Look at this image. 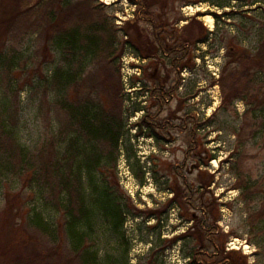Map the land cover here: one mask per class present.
Returning a JSON list of instances; mask_svg holds the SVG:
<instances>
[{
    "label": "rangeland",
    "instance_id": "obj_1",
    "mask_svg": "<svg viewBox=\"0 0 264 264\" xmlns=\"http://www.w3.org/2000/svg\"><path fill=\"white\" fill-rule=\"evenodd\" d=\"M94 2L105 5L100 13L114 30L113 53L74 58L82 62L83 86L68 87L66 97L54 83L57 69H67L65 59H73L53 45L62 15L50 23L40 6L12 21L8 31L0 25V52L21 59L0 78V109L7 97L5 116L17 127L19 142L60 153L80 130L64 99L72 104L89 97L98 112L111 114L119 104L123 135L115 148L96 139L104 160L97 173L127 215L120 229L104 210L98 215L90 243L99 263L221 264L226 257L230 264H264V71L258 62L237 72L242 65L235 61L259 54L264 44V0H154L155 25L138 23L137 6L129 0ZM10 3L0 0V21ZM67 12L76 18L89 10ZM194 15L208 38L188 47L187 65L179 71L173 55L152 50L153 41L158 35L176 42ZM80 39L86 50L100 48L98 34L85 32ZM224 71L230 79L223 87ZM7 180L0 189V214L20 221L32 194L15 177ZM7 224L0 248L12 236L20 244L27 241L30 249L22 247L18 255L26 264L36 235L22 226L15 238ZM60 239L69 262L74 255L68 239Z\"/></svg>",
    "mask_w": 264,
    "mask_h": 264
},
{
    "label": "trees",
    "instance_id": "obj_2",
    "mask_svg": "<svg viewBox=\"0 0 264 264\" xmlns=\"http://www.w3.org/2000/svg\"><path fill=\"white\" fill-rule=\"evenodd\" d=\"M10 1L11 10L0 21L4 32L10 29L12 21L20 19L23 14H27L30 10L36 11L40 6H44L46 12L43 15L50 20V23H54V20L62 15L61 23L58 25L61 31H58L52 40H54L53 45H57L62 50L65 49V52H69L73 58L65 59L69 67L57 69L54 76L55 86L65 97L68 87L75 85L80 90V83L83 80L82 62L78 65L80 60L74 58L77 56H81V58L93 57L102 50L109 52V54L113 53L114 30L109 19L100 13L105 5L99 6L95 4L94 0H80L78 2L71 0ZM129 1L137 6L136 21L138 23L142 21L146 24L155 25L151 11L154 0ZM77 8H85L89 12H85L86 16L76 18L73 16L71 18L67 10ZM137 22L133 26L135 25L139 31ZM203 28V23L198 21L197 16L194 15L181 28L180 32L183 37H176V42L166 43L163 38L156 35L153 41V49H151L153 51L161 49L166 54L173 55V64L180 71L187 65L185 59L189 56L188 47L192 43L207 41L209 33ZM85 32L87 35L98 34L101 38L100 48L85 49V44L80 39V35ZM259 51V54L252 58L250 54L247 57H236L235 61L242 65V68H237L236 71L239 72L258 62L261 64V70L264 71V44ZM20 61L21 59L17 55L12 59H7L0 52V78L2 70L6 69L7 72H12L20 66ZM180 62L182 63L180 64ZM76 64L77 68L75 67ZM229 79L230 77H226L224 71L223 79H221L223 80V87ZM45 80L47 85V78ZM81 86H83V82ZM160 89L164 98L166 91L164 88ZM1 104L7 111L6 107L9 106L7 97L6 100H2ZM63 104L71 122L77 123L80 130L77 132L78 138H71V143L67 141L66 145L64 143L63 151L60 153L55 149L48 152L51 149L50 146L40 150H32L22 145L18 140L17 127L7 123L9 116H5L7 113L0 109V118L3 117V121L0 122V189L2 184L8 181L10 176H13L18 182H21V189H27L32 194V198L28 197V200L31 201L29 208L27 211L24 210V217L21 216L20 221L17 219L10 221L6 215L0 214V239L3 235L2 224L4 223L10 224H7L10 227L8 230L16 235L15 238L20 232L19 227L22 226L28 232L36 235V242L31 239L32 243L37 245L32 247L35 253L26 255V259H24L26 264H100L98 254L92 249L90 243L98 215L104 210V214L110 216L114 227L117 229H120L124 224L127 215L121 199L111 191L107 182L101 183L99 181L97 173L104 160L101 152L98 151L96 139L103 138L104 141L112 142L114 148L117 147L120 137L123 135L124 126L121 106L118 104L116 114L102 111L103 114L101 111L98 112L97 104L89 97L82 98L72 104H67L64 99ZM81 129L85 133L83 137ZM72 159L79 160L75 163L76 161L74 162ZM140 174L139 176L143 177V174ZM58 216L61 220L56 219ZM61 236L67 237L69 248L74 255L69 262L65 261L67 256L62 251L64 247L60 239ZM5 243L6 246L0 248V264H7V262L21 264L18 255H22V247L30 249L31 244H28L27 241L20 244L17 239L14 240L13 236L12 239L5 240ZM217 251L220 250L217 249ZM217 263L220 264V262ZM221 264H230L228 258L224 257Z\"/></svg>",
    "mask_w": 264,
    "mask_h": 264
},
{
    "label": "bare ground",
    "instance_id": "obj_3",
    "mask_svg": "<svg viewBox=\"0 0 264 264\" xmlns=\"http://www.w3.org/2000/svg\"><path fill=\"white\" fill-rule=\"evenodd\" d=\"M205 20L210 24L213 25V17L210 15L205 16Z\"/></svg>",
    "mask_w": 264,
    "mask_h": 264
}]
</instances>
